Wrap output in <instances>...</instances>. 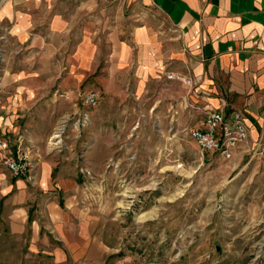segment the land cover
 <instances>
[{
	"label": "crops",
	"instance_id": "crops-1",
	"mask_svg": "<svg viewBox=\"0 0 264 264\" xmlns=\"http://www.w3.org/2000/svg\"><path fill=\"white\" fill-rule=\"evenodd\" d=\"M91 92L95 108L77 97ZM145 107L178 121L241 112L253 148L264 142V0H0V129L13 141L27 129L41 156L35 187L5 185L16 191L9 227L23 235L32 224L31 252L54 264H128L85 204L79 174L100 171L117 142L102 114ZM83 113L64 154L49 151L56 123Z\"/></svg>",
	"mask_w": 264,
	"mask_h": 264
},
{
	"label": "rangeland",
	"instance_id": "rangeland-1",
	"mask_svg": "<svg viewBox=\"0 0 264 264\" xmlns=\"http://www.w3.org/2000/svg\"><path fill=\"white\" fill-rule=\"evenodd\" d=\"M144 110L103 113L99 125L111 126L117 139L110 159L97 173L78 163L84 202L103 220L104 233L121 239L128 264H264V159L251 140L226 160L203 153L190 135L207 113L194 110L178 121L163 108ZM85 115L56 123L50 137L65 125L63 148L53 149L49 137L47 149L63 155ZM26 130L17 137L31 152L33 179L27 181L35 187L41 156L25 139ZM4 132L0 140L7 138ZM12 180L0 159V264H54L31 252V223L23 235L11 231L16 191L5 185Z\"/></svg>",
	"mask_w": 264,
	"mask_h": 264
},
{
	"label": "built area",
	"instance_id": "built-area-1",
	"mask_svg": "<svg viewBox=\"0 0 264 264\" xmlns=\"http://www.w3.org/2000/svg\"><path fill=\"white\" fill-rule=\"evenodd\" d=\"M169 80H181L186 84H191L190 79L169 74ZM60 97L70 99V94H62ZM77 97L83 105L88 108H95L99 103V95L96 92L87 94L78 93ZM86 117L83 124H87ZM80 128V126L78 127ZM66 126L62 125L54 131L50 137L49 144L53 149H62ZM191 137L197 142L200 150L205 153H212L230 160L235 155L236 150L248 142L249 129L245 116L241 112L233 113L231 116L225 115L220 110L209 111L205 119L198 128L190 131ZM23 137H17L15 141L11 139L0 140V151L3 153L4 164L15 179H33V163L31 152L24 145ZM255 154L264 158V142L259 143L255 148Z\"/></svg>",
	"mask_w": 264,
	"mask_h": 264
}]
</instances>
